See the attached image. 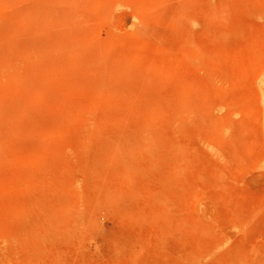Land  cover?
<instances>
[{
	"label": "rangeland",
	"instance_id": "1",
	"mask_svg": "<svg viewBox=\"0 0 264 264\" xmlns=\"http://www.w3.org/2000/svg\"><path fill=\"white\" fill-rule=\"evenodd\" d=\"M0 264H264V0H0Z\"/></svg>",
	"mask_w": 264,
	"mask_h": 264
}]
</instances>
